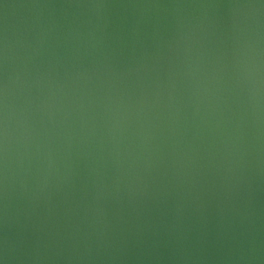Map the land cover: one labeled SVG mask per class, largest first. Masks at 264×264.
<instances>
[{"label": "water", "instance_id": "1", "mask_svg": "<svg viewBox=\"0 0 264 264\" xmlns=\"http://www.w3.org/2000/svg\"><path fill=\"white\" fill-rule=\"evenodd\" d=\"M0 264H264V0H0Z\"/></svg>", "mask_w": 264, "mask_h": 264}]
</instances>
